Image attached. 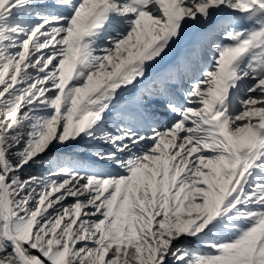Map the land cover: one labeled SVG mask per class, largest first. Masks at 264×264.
I'll return each mask as SVG.
<instances>
[{
    "label": "snow or ice",
    "instance_id": "6c2138e0",
    "mask_svg": "<svg viewBox=\"0 0 264 264\" xmlns=\"http://www.w3.org/2000/svg\"><path fill=\"white\" fill-rule=\"evenodd\" d=\"M0 264H264V0H0Z\"/></svg>",
    "mask_w": 264,
    "mask_h": 264
}]
</instances>
